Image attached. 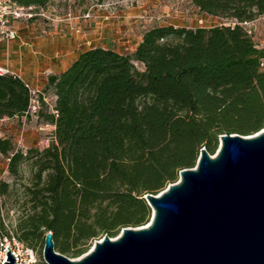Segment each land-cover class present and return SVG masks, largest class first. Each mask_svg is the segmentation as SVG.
<instances>
[{
  "label": "trees",
  "instance_id": "trees-1",
  "mask_svg": "<svg viewBox=\"0 0 264 264\" xmlns=\"http://www.w3.org/2000/svg\"><path fill=\"white\" fill-rule=\"evenodd\" d=\"M12 1L44 8L52 0ZM190 1L234 25H155L132 52L94 47L48 77L53 140L29 152L36 168L26 188L29 212L16 225L27 247L41 253L51 232L55 251L75 259L104 236L145 226L146 194L194 168L201 149L214 155L221 135L264 128V47L239 25L264 16V0ZM30 100L23 80L0 74V120L26 115ZM1 157L16 175L26 156L0 136ZM9 187L0 181V199Z\"/></svg>",
  "mask_w": 264,
  "mask_h": 264
},
{
  "label": "water",
  "instance_id": "water-1",
  "mask_svg": "<svg viewBox=\"0 0 264 264\" xmlns=\"http://www.w3.org/2000/svg\"><path fill=\"white\" fill-rule=\"evenodd\" d=\"M144 199L152 211L145 226L104 236L79 258L55 251L46 233L44 263L264 264V128L221 135L214 155L201 149L194 168ZM5 254L3 264H15Z\"/></svg>",
  "mask_w": 264,
  "mask_h": 264
},
{
  "label": "crops",
  "instance_id": "crops-1",
  "mask_svg": "<svg viewBox=\"0 0 264 264\" xmlns=\"http://www.w3.org/2000/svg\"><path fill=\"white\" fill-rule=\"evenodd\" d=\"M81 2L53 0L41 8L46 18L35 16L13 22L16 38L6 41L0 37V68L7 69L30 88L39 91L46 87V74L65 71L86 50L94 47L110 48L119 53L135 50L146 30L140 17L148 6L141 3L132 9L119 10L116 18L103 23L105 12L96 9L92 12V19L82 18L81 14L94 5L87 8ZM155 25L162 24H150L151 27ZM51 127L54 129L53 125Z\"/></svg>",
  "mask_w": 264,
  "mask_h": 264
},
{
  "label": "rangeland",
  "instance_id": "rangeland-1",
  "mask_svg": "<svg viewBox=\"0 0 264 264\" xmlns=\"http://www.w3.org/2000/svg\"><path fill=\"white\" fill-rule=\"evenodd\" d=\"M53 1V0H52ZM83 1V6L87 8L91 5L90 18L92 12H105L103 23L109 19L116 18L119 10L132 9L139 6L141 3L148 6L140 20L143 21L146 29H149L151 23L159 22L162 25H168L173 22V25L192 26V27H213L220 25H233L232 19L209 16L200 13L190 0H80ZM80 4V5H82ZM105 5V7H104ZM76 6V4H75ZM72 8V7H71ZM39 9V8H38ZM73 10V9H72ZM84 14V13H83ZM82 15V14H81ZM201 21V22H200ZM245 28L250 32L252 40L258 47H264V16H259L246 25ZM124 51L122 53H127ZM138 69L142 66L136 64ZM53 74L48 73L45 77ZM32 89V88H31ZM33 100L38 101L40 109L37 113L24 115L16 119L4 118L0 120V136L9 138L14 145V149L21 151L26 156L19 164L16 175H11L8 171V160L4 157L0 158V181L9 184V194L0 199V223L3 226L1 231L6 233L16 234V225L19 220L29 212V203L26 198V188L30 187L33 181V176L36 171L34 165V157L30 154V150H39L46 148L53 140V127L46 123L47 116L50 114L54 105L55 96L52 89L46 87L39 91L35 90ZM33 105L35 102L32 103ZM36 106V104H35ZM122 231V230H121ZM120 231V233H121ZM119 233V234H120ZM116 238V237H115ZM97 241V240H96ZM94 241L91 248L93 247ZM88 250V252L91 250ZM36 254L37 264H45L42 257V250H34ZM72 259V258H71Z\"/></svg>",
  "mask_w": 264,
  "mask_h": 264
},
{
  "label": "built area",
  "instance_id": "built-area-1",
  "mask_svg": "<svg viewBox=\"0 0 264 264\" xmlns=\"http://www.w3.org/2000/svg\"><path fill=\"white\" fill-rule=\"evenodd\" d=\"M70 15L71 13L68 12V16ZM35 16L46 18L45 11L41 8L38 9L34 6H20L12 0H0V37L6 41L14 40L17 33L12 27L13 22L22 19L29 20ZM81 17L84 19L90 18V10L82 14ZM251 22L252 21L239 23L248 35H250V32L245 28V26ZM261 67L264 68V60L261 63ZM7 72V69L0 68V74ZM26 87L29 89L31 96L30 106L26 113L27 116L28 114L36 113L39 105L38 101L33 100V96L36 93L35 90L31 89L27 84ZM33 102H35L36 106L35 104H32ZM7 247L15 264H37L36 254L33 249L27 247L23 242L19 241L12 233L8 234L0 230V264L6 262L5 252L8 251Z\"/></svg>",
  "mask_w": 264,
  "mask_h": 264
}]
</instances>
